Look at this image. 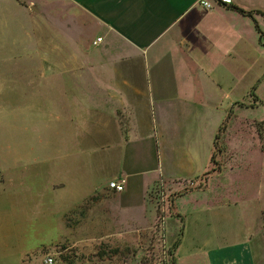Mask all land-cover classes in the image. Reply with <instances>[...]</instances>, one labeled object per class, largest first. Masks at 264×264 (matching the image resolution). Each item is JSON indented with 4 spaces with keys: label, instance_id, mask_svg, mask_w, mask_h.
Here are the masks:
<instances>
[{
    "label": "crops",
    "instance_id": "crops-1",
    "mask_svg": "<svg viewBox=\"0 0 264 264\" xmlns=\"http://www.w3.org/2000/svg\"><path fill=\"white\" fill-rule=\"evenodd\" d=\"M33 1L0 0V28L10 27L13 7L26 8L29 17L24 3ZM65 1L75 9L71 17L90 19L94 36L84 59L70 55L68 60L83 68H73L71 74L61 69L43 78L47 84H60L54 102L65 111V121L77 127L73 139L65 141L69 149L53 162L49 186L64 223L69 211L87 206L95 212L89 217L93 226L118 228L114 233L102 230L96 239L118 243L115 251L135 246L141 238L138 231L155 219L152 192L166 182L181 189L168 217L177 228L167 241L173 247L179 238L170 252L171 264H257L250 225L234 238L222 231L206 234L201 228L204 210L221 206V198L216 204L207 194H223L224 187L211 185V180L224 170L210 178L207 189L180 186L203 181L215 152V135L237 101L239 78L249 70L253 74L254 61L264 52L254 21L235 7L264 14V0H208L210 9L199 0ZM253 17L264 33L262 14ZM2 154L0 241L13 231L9 211L3 210L5 199L21 209L37 206L41 211L43 172L39 163L33 161V167L22 158V169L6 163L3 170ZM121 179L122 191L108 187L109 181ZM10 183L12 197L5 192ZM121 226L129 233H122Z\"/></svg>",
    "mask_w": 264,
    "mask_h": 264
},
{
    "label": "rangeland",
    "instance_id": "rangeland-1",
    "mask_svg": "<svg viewBox=\"0 0 264 264\" xmlns=\"http://www.w3.org/2000/svg\"><path fill=\"white\" fill-rule=\"evenodd\" d=\"M24 4L29 17L26 8L13 7V15L8 18L10 27L0 28V153L5 158L3 170L6 163L22 169L21 158L30 164L35 161L36 166L39 163L43 171L39 185L41 211L37 206L21 209L5 199L2 206L9 211L13 231L0 241V264H44L47 255L53 257V264H171L173 248L167 239L177 225L168 219L172 214L169 197L181 189L166 182H159L157 192H152L155 219L138 231L141 238L135 246L126 244L115 251L112 249L118 243L96 239L102 230L114 233L118 228L93 226L89 217L95 212L87 206L69 211L65 215L67 223L61 218L58 197L49 187L53 162L69 149L65 141L73 139L77 127L65 121V111L54 102L61 93L60 84H47L43 78L61 69L71 74L75 68H83L69 65L68 60L70 55L84 59L86 45L94 34L90 19L85 15L71 17L70 11L75 9L65 0ZM253 71L239 78L237 101L227 111L226 116H230L217 140L216 162L202 175L203 181L194 179L180 187L207 189L210 178L223 169L224 174L213 178L211 185H222L225 191L221 195L207 194L214 196L216 204L221 198V206L204 210L201 215L205 227L201 228L206 234L222 231L234 238L250 225L255 233L257 264H264V129L261 140L256 127L264 120V52L255 59ZM11 184L5 188L8 196ZM119 230L127 232L123 226ZM75 237L83 239L76 241Z\"/></svg>",
    "mask_w": 264,
    "mask_h": 264
},
{
    "label": "trees",
    "instance_id": "trees-1",
    "mask_svg": "<svg viewBox=\"0 0 264 264\" xmlns=\"http://www.w3.org/2000/svg\"><path fill=\"white\" fill-rule=\"evenodd\" d=\"M236 10H238L239 12L249 16L250 18H252V20L254 21L255 23V27L257 29V32H258V37H259V42L264 46V42H263V33L262 31L258 28V25L256 24V21L253 17V14L254 13H259V14H262L263 18H264V14L261 12V11H258V10H254V11H245L243 9H240L238 7H235ZM230 115H227L225 116V118L223 119L221 125L219 126V129L215 135V141H214V146H215V149L218 148V143H217V140L219 138V135L220 133L225 129L226 127V124H227V121H228V118H229ZM257 127V132L259 134V138L262 140L263 139V133H262V130L264 129V120L260 121L257 123L256 125ZM261 147L263 148L262 144H261ZM215 152L212 154L211 156V164H214L216 161H215ZM176 194L172 195L171 197H169V207L172 208L173 206V198ZM180 233H181V230H180ZM179 243V238L173 243V247L172 248H175L176 245ZM171 254V253H170Z\"/></svg>",
    "mask_w": 264,
    "mask_h": 264
},
{
    "label": "built area",
    "instance_id": "built-area-1",
    "mask_svg": "<svg viewBox=\"0 0 264 264\" xmlns=\"http://www.w3.org/2000/svg\"><path fill=\"white\" fill-rule=\"evenodd\" d=\"M217 1L220 3H227V4L231 3V0H217ZM199 4L205 7L206 9H210L212 7L211 3L208 0H199ZM100 40L101 38L98 37L96 39V42ZM108 186L110 189H113L115 191H122L124 188V180L121 179L118 181L117 180L109 181ZM53 262H54L53 257L50 255L45 256L43 259L44 264H53Z\"/></svg>",
    "mask_w": 264,
    "mask_h": 264
}]
</instances>
